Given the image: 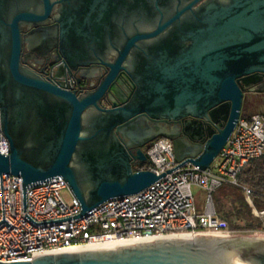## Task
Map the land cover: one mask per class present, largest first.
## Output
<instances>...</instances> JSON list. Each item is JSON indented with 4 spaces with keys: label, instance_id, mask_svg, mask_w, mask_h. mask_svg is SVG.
Here are the masks:
<instances>
[{
    "label": "water",
    "instance_id": "95a60500",
    "mask_svg": "<svg viewBox=\"0 0 264 264\" xmlns=\"http://www.w3.org/2000/svg\"><path fill=\"white\" fill-rule=\"evenodd\" d=\"M51 53L70 71L104 74L84 93L53 84L28 66ZM246 93H264V0H0V175L23 189L61 177L79 217L159 179L135 170L155 139L172 142L177 163L207 169ZM162 124L173 134L156 133ZM0 264H264V239L155 240Z\"/></svg>",
    "mask_w": 264,
    "mask_h": 264
},
{
    "label": "built area",
    "instance_id": "2783aa9c",
    "mask_svg": "<svg viewBox=\"0 0 264 264\" xmlns=\"http://www.w3.org/2000/svg\"><path fill=\"white\" fill-rule=\"evenodd\" d=\"M0 153L8 143L0 134ZM147 167L159 177L138 194L111 198L84 216L61 177L27 186L20 177L0 175V262H30L37 257L67 253L105 243H141L180 235H228L215 209L221 188L238 190L250 205L253 191L238 182L242 171L264 158V115L240 114L224 148L205 170L177 163L170 140L158 138L147 150ZM163 175V176H161ZM195 190L202 193L197 209ZM67 191V202L62 192ZM264 230V228H263Z\"/></svg>",
    "mask_w": 264,
    "mask_h": 264
},
{
    "label": "trees",
    "instance_id": "16d2710c",
    "mask_svg": "<svg viewBox=\"0 0 264 264\" xmlns=\"http://www.w3.org/2000/svg\"><path fill=\"white\" fill-rule=\"evenodd\" d=\"M244 104V100H243ZM243 107V105H242ZM244 115V114H243ZM264 115V114H263ZM247 116V115H244ZM149 150V148L147 149ZM147 163L140 164L137 169H144ZM238 182L249 187L254 192L251 199L256 210H264V158L249 164L240 174ZM230 191L232 189L221 188L214 195L215 209L218 216L225 220L229 230L232 231H261L264 228V222L253 215L250 205L243 196L230 194L231 198L223 202L219 197L221 191Z\"/></svg>",
    "mask_w": 264,
    "mask_h": 264
},
{
    "label": "flooded vegetation",
    "instance_id": "af4514ba",
    "mask_svg": "<svg viewBox=\"0 0 264 264\" xmlns=\"http://www.w3.org/2000/svg\"><path fill=\"white\" fill-rule=\"evenodd\" d=\"M39 51L43 53L44 50L42 49ZM28 66L35 73L51 83L61 85L77 93H84L95 89L104 74V69L99 66H91L79 72L70 71L62 66L61 60L53 53L42 57H34V59L28 61ZM115 85L118 93L124 98H127L132 91L131 85L123 76L119 77V81L115 83ZM113 100L117 104L120 103V100L116 97H114ZM108 104H110L108 100L103 101L104 106ZM150 125L152 126V124ZM162 126H166L167 128L156 131V133L159 132L169 136L173 134V131L170 130V127L168 128V125L162 124ZM151 143L152 142L142 149L144 153L147 152Z\"/></svg>",
    "mask_w": 264,
    "mask_h": 264
},
{
    "label": "rangeland",
    "instance_id": "374dc122",
    "mask_svg": "<svg viewBox=\"0 0 264 264\" xmlns=\"http://www.w3.org/2000/svg\"><path fill=\"white\" fill-rule=\"evenodd\" d=\"M241 114H244L247 116L251 114H264V93L262 94L246 93L244 96V104L242 107ZM194 192L196 194L197 209L199 210L202 207V193L197 190H195ZM232 193H234L237 196H242V194L238 190H232V192L228 190V191H221L219 193V197L220 199L223 200V202H227L231 198L230 194ZM62 196L65 199V201L68 202L70 200V195L67 191H63ZM257 212L259 213L261 211L257 210ZM256 217H259L264 222V215L256 216ZM219 236H225V235H219ZM225 237H222V238H225ZM233 237L245 238V239H254V238L264 239V230L234 231L231 236H228L226 238H233Z\"/></svg>",
    "mask_w": 264,
    "mask_h": 264
},
{
    "label": "bare ground",
    "instance_id": "6f19581e",
    "mask_svg": "<svg viewBox=\"0 0 264 264\" xmlns=\"http://www.w3.org/2000/svg\"><path fill=\"white\" fill-rule=\"evenodd\" d=\"M206 236H213V237H228V235L225 236H219V235H200V236H194V235H180V236H176V237H171V238H167V239H159V240H169V239H182V240H191L197 237H206ZM225 237V238H226ZM157 239H151V240H147V241H143L141 243H151L154 242ZM136 243L133 242H127V243H116V244H111V243H105L104 245H99V246H82L79 247L76 250H69L67 251V253H76V252H80V251H95V250H115L119 247H123V246H132L135 245Z\"/></svg>",
    "mask_w": 264,
    "mask_h": 264
}]
</instances>
